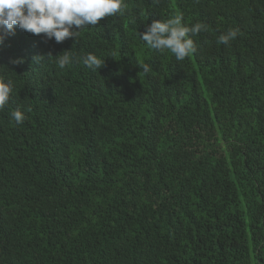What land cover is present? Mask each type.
Returning <instances> with one entry per match:
<instances>
[{"label":"trees","instance_id":"16d2710c","mask_svg":"<svg viewBox=\"0 0 264 264\" xmlns=\"http://www.w3.org/2000/svg\"><path fill=\"white\" fill-rule=\"evenodd\" d=\"M124 2L77 40L0 47V264H264V0ZM177 14L207 25L183 61L142 40Z\"/></svg>","mask_w":264,"mask_h":264},{"label":"clouds","instance_id":"9594fccd","mask_svg":"<svg viewBox=\"0 0 264 264\" xmlns=\"http://www.w3.org/2000/svg\"><path fill=\"white\" fill-rule=\"evenodd\" d=\"M129 6L124 0H0V47L5 40L15 34L16 28L32 35L54 38L56 43H63L67 39L75 37L76 40L85 27H96L102 19L123 16ZM183 15L177 14L168 20H155L147 26L142 40L147 45L159 52L170 51L178 61L190 58L197 52V45L193 36L201 31H207V25L197 22L192 26L183 24ZM238 28L229 29L227 33L218 37L217 43L230 45L239 34ZM56 55V63L60 68L73 63L74 59L68 50ZM49 57L53 56L51 53ZM44 56L37 55L33 58L39 62ZM23 58L14 59L13 64L23 63ZM83 63L88 67L99 69L105 66V60L95 54L88 53L83 57ZM145 73L152 69L148 64H139ZM12 86L10 82L0 80V111H2L11 99ZM12 118L17 124L25 120L20 110L12 112Z\"/></svg>","mask_w":264,"mask_h":264}]
</instances>
